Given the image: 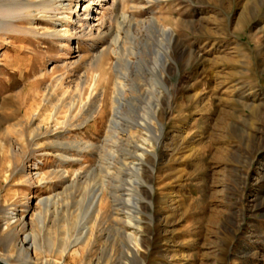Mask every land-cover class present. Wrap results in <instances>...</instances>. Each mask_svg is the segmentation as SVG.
<instances>
[{
    "label": "rangeland",
    "instance_id": "1",
    "mask_svg": "<svg viewBox=\"0 0 264 264\" xmlns=\"http://www.w3.org/2000/svg\"><path fill=\"white\" fill-rule=\"evenodd\" d=\"M23 2L0 0V264H264V0ZM160 41L144 142L125 124L146 112ZM119 83L137 98L110 138ZM97 189L106 208L86 216Z\"/></svg>",
    "mask_w": 264,
    "mask_h": 264
},
{
    "label": "bare ground",
    "instance_id": "2",
    "mask_svg": "<svg viewBox=\"0 0 264 264\" xmlns=\"http://www.w3.org/2000/svg\"><path fill=\"white\" fill-rule=\"evenodd\" d=\"M22 1H24L23 5L26 6L27 5L26 0H22ZM44 2L39 5V6H41V8H44L47 6V3H44ZM2 8L5 9V11H6L7 5L4 4L2 6ZM16 10H18V8ZM151 25L153 26V29L156 32H160L163 35V37L165 39H167V42L171 41L173 34L169 29H160L159 27H157L155 22H152ZM160 46L162 47L161 48L162 51L159 49H154L153 53H152V56H153V58L151 59V71H152L151 73L152 74L150 76L151 78H148L149 89H147L144 92V97H142L143 95L138 89V93H139L140 97H142L147 102L146 103L147 107H145L146 112L143 113L141 115V117H139V118L136 117L135 119H131L132 122L125 124V129H126V132H128V134L131 132H134L135 134L136 133L139 134L141 132H144L145 133L144 142L150 140V136L157 139L154 128H155L156 123H158V124L160 123V108L159 107H160V99L163 95H162L161 91L156 89V87H157V85H160L164 89H166L165 88V77H164V74L161 72V70L162 69L164 70L165 66L168 65L169 50H168V47L165 46L161 41H160ZM143 62L146 63V60H144ZM143 62H142V59H140V58H137V61H133V60H130L129 58H126L123 61L122 68L124 70L127 68H130V69L134 68L138 72H140V71L142 72ZM119 74H120V78L123 80V82H126V79L128 78L126 73H123V71H122ZM134 80H136V82H137L135 84L136 89H137V87L139 88V86H140L139 81L145 80V79L142 76V73H139V74L134 75ZM125 84L126 83L116 84L117 89H115L116 92L112 98V104H111V108H110L111 115L107 121V126H106L107 127L106 128L107 133L109 134L110 138L116 137V134H118V128L120 126H122V123H123L121 116L126 115L127 112L131 108L134 107V102L136 101V98H137L132 93H131L130 97L126 96V90L124 89ZM151 97H152L154 103L150 102ZM125 105L129 107V110L123 108ZM99 107H100V104H97L94 107L93 111L91 113H89V116L85 122H87L88 120L93 118L94 112L97 111ZM60 144L62 145L64 143H60ZM73 147H75L79 151H82V150H87L89 148H92L93 145L89 144V143L85 144L82 141H78V142L74 143ZM137 147L141 148L139 146H137ZM139 157H140V159H142L143 156L139 155ZM66 160L70 161V160H74V159H71L69 157H62V162L65 163ZM58 174H59V172H58ZM62 174H63V171H62ZM102 191H103L102 189L95 190L94 195L92 196V199L89 200V202H87L86 208H85V215L86 216H91L93 214L98 215L97 213L101 212L104 209V207L106 206V199L107 198L106 199L104 198V194ZM112 201H114L113 197H112ZM124 201L127 204L133 205V206H137V204H138V203L133 204L132 198L129 196H127V198L124 199ZM22 218L23 217L21 216V217L17 218V220L19 222H21ZM12 219L15 221L16 216H13ZM130 219H131V217H130ZM134 223H136V222H132V221L129 222L130 225H134ZM88 231L89 230L87 227H84L81 230H79L76 237L74 238L73 243H71V244L76 245V244H79L80 242H84L87 235H88ZM30 237L31 236L29 234L24 235L23 241H27V242L30 241L31 240ZM126 238H128V242L132 244V242H133L132 239H134V237L131 235H127ZM28 248H29L30 252H33L36 249V245H34V241L31 240V242H29ZM18 253L21 256H25V259H27L29 261L32 260L29 256V253L26 252L24 249H20Z\"/></svg>",
    "mask_w": 264,
    "mask_h": 264
}]
</instances>
